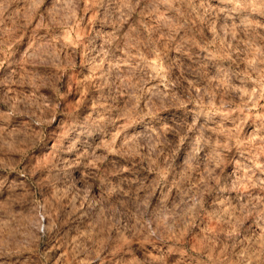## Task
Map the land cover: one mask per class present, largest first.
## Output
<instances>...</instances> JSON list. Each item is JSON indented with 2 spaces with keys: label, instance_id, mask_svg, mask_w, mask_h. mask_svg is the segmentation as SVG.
Here are the masks:
<instances>
[{
  "label": "rangeland",
  "instance_id": "1",
  "mask_svg": "<svg viewBox=\"0 0 264 264\" xmlns=\"http://www.w3.org/2000/svg\"><path fill=\"white\" fill-rule=\"evenodd\" d=\"M257 6L0 0V264H264Z\"/></svg>",
  "mask_w": 264,
  "mask_h": 264
},
{
  "label": "bare ground",
  "instance_id": "2",
  "mask_svg": "<svg viewBox=\"0 0 264 264\" xmlns=\"http://www.w3.org/2000/svg\"><path fill=\"white\" fill-rule=\"evenodd\" d=\"M263 12H264V9L263 8H261V7H259V6H257L256 8H253V10H252V12L250 11L249 12V15L251 14V15H261V14H263ZM225 13V15H227L226 13L227 12H224ZM246 14H248V13H244L242 10H239L238 11V16H239V18H242L244 15H246ZM126 64H125V61H119L118 62V68H123L124 66H125ZM195 111V110H194ZM201 120H202V122L203 123H205L206 125H207V128L209 129V130H212V128H213V125H212V122H210V120H211V118L212 117H210L209 115H207V114H205V113H201ZM86 120V119H85ZM85 122V121H84ZM87 123H88V121H87ZM87 123H85V124H87ZM131 124H128L127 126H126V129L128 130V129H130V126ZM82 128V127H81ZM85 128V127H84ZM86 129H88V127H87V125H86ZM85 130V129H84ZM91 130V129H90ZM80 131H81V129H80ZM87 131V130H86ZM88 131H89V129H88ZM85 132V131H84ZM89 132H91V131H89ZM89 132H88V134H89ZM79 134V133H78ZM80 134H81V132H80ZM83 135V134H82ZM87 135V134H86ZM80 137V136H79ZM82 137V136H81ZM63 139H64V137L61 139V140H58V141H63ZM57 140H56V143L55 144H57L58 145V142ZM76 141V140H75ZM97 141V140H96ZM62 143V142H61ZM65 143V142H64ZM76 142H74V141H72V143H71V145H73L74 146V144H75ZM62 145V144H61ZM61 145H59V146H61ZM65 145V144H64ZM76 145V144H75ZM73 146L71 147V148H73ZM255 167L257 168V169H262V167H261V165L260 164H255ZM169 252H171V251H169Z\"/></svg>",
  "mask_w": 264,
  "mask_h": 264
}]
</instances>
